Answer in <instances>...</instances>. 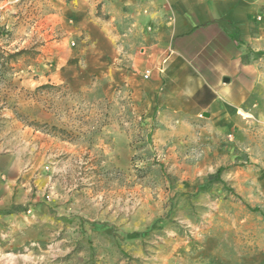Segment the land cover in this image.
I'll list each match as a JSON object with an SVG mask.
<instances>
[{"label": "rangeland", "instance_id": "obj_1", "mask_svg": "<svg viewBox=\"0 0 264 264\" xmlns=\"http://www.w3.org/2000/svg\"><path fill=\"white\" fill-rule=\"evenodd\" d=\"M39 9V1L0 0V134L18 148L29 192L23 209L37 192L60 212L52 235L8 257L23 264H264V61L233 146L188 134L162 144L149 99L133 94L128 81L92 75L74 86L61 79L76 68L52 44L60 31ZM72 41L65 44L71 50ZM19 50L26 51L10 57ZM219 167L220 181L207 183Z\"/></svg>", "mask_w": 264, "mask_h": 264}, {"label": "crops", "instance_id": "obj_2", "mask_svg": "<svg viewBox=\"0 0 264 264\" xmlns=\"http://www.w3.org/2000/svg\"><path fill=\"white\" fill-rule=\"evenodd\" d=\"M38 1L50 30L60 31L61 41L52 44L76 68L62 80L74 86L92 75L128 81L133 94L149 99L150 125L162 144L185 134L213 145L238 137L240 112L264 61V0ZM68 40L77 47L68 48ZM5 140L0 134V264H23L8 256L52 235L60 210L37 192L30 210L23 209L22 193L26 201L29 192L18 148Z\"/></svg>", "mask_w": 264, "mask_h": 264}, {"label": "trees", "instance_id": "obj_3", "mask_svg": "<svg viewBox=\"0 0 264 264\" xmlns=\"http://www.w3.org/2000/svg\"><path fill=\"white\" fill-rule=\"evenodd\" d=\"M26 50H19L17 52H15L14 54H11L10 57L14 58L16 56H19L21 55L22 53H24ZM35 125H37L38 127H43L45 126V124H40V123H37L35 122ZM51 129H54L53 127H51ZM224 169L222 167H219L216 172L212 175H210L208 177V182L207 183H214V182H218L220 181V174L222 173ZM254 211H257V210H254Z\"/></svg>", "mask_w": 264, "mask_h": 264}, {"label": "built area", "instance_id": "obj_4", "mask_svg": "<svg viewBox=\"0 0 264 264\" xmlns=\"http://www.w3.org/2000/svg\"><path fill=\"white\" fill-rule=\"evenodd\" d=\"M262 11L264 12V7L262 8ZM71 44L73 45L74 43H71ZM145 77H147V75Z\"/></svg>", "mask_w": 264, "mask_h": 264}, {"label": "water", "instance_id": "obj_5", "mask_svg": "<svg viewBox=\"0 0 264 264\" xmlns=\"http://www.w3.org/2000/svg\"><path fill=\"white\" fill-rule=\"evenodd\" d=\"M205 116H207V114H204Z\"/></svg>", "mask_w": 264, "mask_h": 264}]
</instances>
